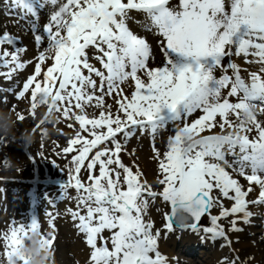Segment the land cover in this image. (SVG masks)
<instances>
[{"label":"snow or ice","instance_id":"6c2138e0","mask_svg":"<svg viewBox=\"0 0 264 264\" xmlns=\"http://www.w3.org/2000/svg\"><path fill=\"white\" fill-rule=\"evenodd\" d=\"M10 7L21 10L37 55L24 60L17 38L0 34L7 70L0 75L10 80L33 65L17 99L30 93L32 115L47 105L73 121L70 129L78 125L62 152L74 153L64 188L77 193L67 213L88 249L85 264H171L160 242L186 235L222 241L232 255L219 264H246L228 233L251 223L250 206H264V0H11ZM145 135L157 166L152 181L128 148ZM158 203L170 208L162 228L149 214ZM38 227L4 233L2 264H29L20 249ZM43 237L51 250L55 236Z\"/></svg>","mask_w":264,"mask_h":264},{"label":"rangeland","instance_id":"374dc122","mask_svg":"<svg viewBox=\"0 0 264 264\" xmlns=\"http://www.w3.org/2000/svg\"><path fill=\"white\" fill-rule=\"evenodd\" d=\"M10 25L14 26L15 31L19 32V34L25 35L27 40H34L33 35H31V33H29V31H27V29L23 25L15 26L13 23H10ZM139 31H140V29L137 30V32H139ZM3 103L4 104L2 106H0V141H3L5 139L7 142L6 145H8V147H7L8 149L6 150L4 148V150H0V177L17 176V177L30 178L31 177V170H30L29 163H28V166L25 167V164H26L25 150H27L28 146L25 145L24 137L22 136L23 130L27 129V127L24 126L25 120L20 121V120H18L17 116L14 115V111L12 109L14 108L15 104H18L17 100L15 98L11 97ZM5 104H6V107H4ZM18 112L20 114L25 115L24 112L19 111V110L16 111V115L18 114ZM11 118L13 119V121H11ZM14 121H15V123H13ZM67 122L70 123L71 120H67ZM6 125H10V128L7 131V133L2 130ZM31 125H32V123L30 124V126ZM30 126H29V128H30ZM19 129L21 131H20L19 135H17V133L19 132ZM52 129H54V127H52ZM36 136H37V134L34 135V137H36ZM11 138H15L17 141L14 139H11ZM53 138L56 140L55 143L57 145H59V142H60V140H58L59 134H56V136H54ZM161 139L166 140L167 138H161ZM145 146H147L148 149ZM157 146H158V142H157ZM158 147H160L162 151L164 150L163 144L161 146H158ZM39 150H40L39 148H36L37 152H39ZM29 151H30V149H29ZM36 151L34 150L33 152L32 151H30V152L32 154L34 153L33 154V156H34ZM144 152L147 154L145 155ZM141 153H142L143 162L145 161V166L153 168L152 175H153V179H154L156 176V167L157 166L151 158L152 153H151V150L149 149V146L147 143L141 144L140 157H141ZM53 155L54 156L59 155L60 160L63 157V156H61V154L58 150L55 151V153ZM6 157H8V159L10 160L11 165H9L7 163ZM148 158L151 159V162L146 160ZM64 159L69 160L68 157L64 158ZM61 165H62V163L60 162V166ZM1 187H5V189H6V191L4 192L5 198L13 206V208L9 209L8 211L18 215L21 212V207H22L23 203L27 202V198L24 197L25 187L20 185V184H13L11 182L0 181V188ZM162 204L163 203H159L157 208L162 209ZM59 245L60 246H59L58 256L60 255L61 252L68 251L67 244L64 243V241L59 240Z\"/></svg>","mask_w":264,"mask_h":264},{"label":"clouds","instance_id":"9594fccd","mask_svg":"<svg viewBox=\"0 0 264 264\" xmlns=\"http://www.w3.org/2000/svg\"><path fill=\"white\" fill-rule=\"evenodd\" d=\"M9 128L10 125H6L2 130L7 133ZM32 143L33 140L29 142L28 146L30 147ZM20 253L29 258V264H45L46 261H50L52 264V252L44 243V237L39 232L31 233L25 238Z\"/></svg>","mask_w":264,"mask_h":264},{"label":"bare ground","instance_id":"6f19581e","mask_svg":"<svg viewBox=\"0 0 264 264\" xmlns=\"http://www.w3.org/2000/svg\"><path fill=\"white\" fill-rule=\"evenodd\" d=\"M145 172V171H144ZM250 245H253L252 242H247ZM255 253H253L255 255V262H258L259 264H263L264 261L261 260V257L264 260V248L261 251H258V249H254ZM227 256V252L226 251H222L221 249H219V247H217L213 253L211 255H208V257L204 260V264H219L220 259H222L223 257Z\"/></svg>","mask_w":264,"mask_h":264}]
</instances>
